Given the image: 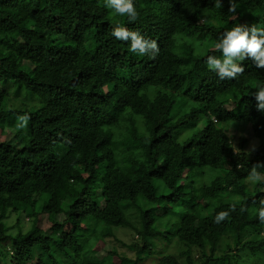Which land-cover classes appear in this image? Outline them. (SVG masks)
Wrapping results in <instances>:
<instances>
[{
  "label": "trees",
  "instance_id": "16d2710c",
  "mask_svg": "<svg viewBox=\"0 0 264 264\" xmlns=\"http://www.w3.org/2000/svg\"><path fill=\"white\" fill-rule=\"evenodd\" d=\"M134 3L129 22L105 0H0V264H133L122 249L139 252L134 264H264V182L246 180L264 147L247 163V141L235 155L226 130L248 125L264 142L252 95L264 69L249 59L242 75L220 80L205 62L221 56L212 49L224 31L264 26V0H236L235 13L228 0ZM117 24L156 40L159 54L132 52L111 35ZM24 129L31 145L19 148ZM158 149L170 152L164 167ZM201 182L202 200H187L185 184ZM21 206L32 227L13 236L6 221ZM130 228L143 246L117 253L115 232Z\"/></svg>",
  "mask_w": 264,
  "mask_h": 264
},
{
  "label": "clouds",
  "instance_id": "9594fccd",
  "mask_svg": "<svg viewBox=\"0 0 264 264\" xmlns=\"http://www.w3.org/2000/svg\"><path fill=\"white\" fill-rule=\"evenodd\" d=\"M229 12H236L238 7L236 0H228ZM107 8L114 14L121 17H127L129 22H135L139 18V13L134 0H105ZM222 0H214V7L221 8ZM112 36L121 41H130V50L139 55H150L155 58L159 54V45L156 40L146 38L139 31L117 24L112 29ZM212 52H220L221 56L209 54L206 58V64L209 70L214 72L220 80H234L245 72L241 62L252 60L256 68L264 69V26L256 23L237 24L234 27L224 31L219 40L215 43ZM257 102V109L264 112V85H258L256 91L252 93ZM30 116L28 114L17 117V127L27 126ZM255 150V145L249 149L251 154ZM236 153V149H234ZM236 153L235 155H238ZM264 168V162L254 164L249 171L246 180L251 184L264 182V173L259 169ZM203 197V195H202ZM235 202L230 205V211H221L217 213L215 222L221 223L226 220L231 212H235L240 198H234ZM243 213L247 211L246 207H241ZM258 217L261 223H264V198L259 200Z\"/></svg>",
  "mask_w": 264,
  "mask_h": 264
},
{
  "label": "rangeland",
  "instance_id": "374dc122",
  "mask_svg": "<svg viewBox=\"0 0 264 264\" xmlns=\"http://www.w3.org/2000/svg\"><path fill=\"white\" fill-rule=\"evenodd\" d=\"M262 21L258 22V25L262 26ZM255 78L261 82L264 81V70L260 71L259 73H257V75L255 76ZM259 85H263V84H259ZM258 85H256L257 87ZM223 101V99H222ZM200 104H194L192 106H199ZM202 118L204 119V115H202ZM206 124H201L198 127V131L202 132V130L205 128ZM231 126V128H230ZM219 127H226L225 125H219ZM11 131L13 132L12 135L14 137V125L12 124L10 126ZM226 130L228 132L229 138L231 139V142L233 144L234 149H236V153H242L240 151V143L241 141H247V146L244 149L243 153L246 155V159H247V163H250L253 161L254 155L256 153L257 150H259L261 147H264V142H262L261 140H259L255 135L254 132L252 130V128L248 125H244L243 127L238 126V124L236 123H232L231 125H229L228 127H226ZM16 131V130H15ZM29 130L28 129H24L22 132H20L18 134V137L14 140L13 144L19 148H24V147H29L31 145V138L28 134ZM185 137H182L180 139L181 142H183ZM8 140V136L3 135L2 136V141L6 142ZM255 145V150L251 152V154L248 153L249 149L252 148V146ZM234 153V154H236ZM156 156L159 157H163L159 159V167H164L166 165V162L170 160V152L166 149H158L156 151ZM198 158L196 159V163H198ZM211 178H206L204 179L203 182H205L204 185L210 186L211 185ZM202 188V182L201 183H197L193 186H189L188 183L185 184V188H184V194L187 197V200H197L200 201L202 200V196L200 195V192H197L196 190H201ZM203 193V191H201ZM160 193H164L163 190L160 191ZM7 201V200H6ZM217 206H220L221 204H216ZM14 215L10 214L9 218L7 219V226L9 228V233L10 235H15L17 232V228L18 226L21 227L23 229L24 232H28L30 230V228L32 227V216H28L29 213V208L28 207H24L21 206L19 208V210L17 211H13ZM88 218L86 219V225H89L91 228H94L93 226H97V230L98 233L104 237L105 234L110 233V229H106L104 228V223L102 220H100L98 217H93L92 215H87ZM89 228L87 227L86 230H88ZM116 237L119 239V243L117 245V253H119V249L122 246L127 247L128 249H135L137 247H141L143 246V242H142V238L141 236L132 228L130 229H120L118 231L115 232ZM101 244H104L103 241H101ZM150 247V245H149ZM139 252L137 251H126L125 249H122L121 251V255H126L129 257L128 262H132L133 260V264L134 262L137 261V255ZM40 254L37 251V255ZM132 258V259H131ZM197 259V257H196ZM180 260V259H178ZM177 260V264H180V261ZM250 260L248 258H245L242 262V264H245L247 262H249ZM183 262V261H182Z\"/></svg>",
  "mask_w": 264,
  "mask_h": 264
}]
</instances>
